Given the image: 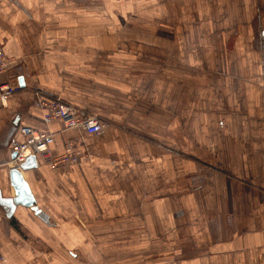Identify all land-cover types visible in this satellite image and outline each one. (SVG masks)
<instances>
[{
    "label": "crops",
    "instance_id": "crops-1",
    "mask_svg": "<svg viewBox=\"0 0 264 264\" xmlns=\"http://www.w3.org/2000/svg\"><path fill=\"white\" fill-rule=\"evenodd\" d=\"M0 42L25 84L0 107V205L22 126L90 154L23 171L40 212L5 210L0 264H264V0H0ZM40 94L105 130L45 123Z\"/></svg>",
    "mask_w": 264,
    "mask_h": 264
},
{
    "label": "built area",
    "instance_id": "built-area-1",
    "mask_svg": "<svg viewBox=\"0 0 264 264\" xmlns=\"http://www.w3.org/2000/svg\"><path fill=\"white\" fill-rule=\"evenodd\" d=\"M15 62L16 59L6 54L0 42V107L8 106L10 99L20 88L12 80L3 79ZM34 105L42 111L43 120L47 124L56 120L62 122L66 128H82L89 134H100L106 127V123L97 114L60 99L40 94L34 101ZM20 130L23 140L12 145V152L15 153V156L9 161L11 169L25 171L22 164L31 156H35L37 161L39 157L47 160L53 170L87 162L90 159V154L87 151L78 148L79 139L69 140L65 150L61 154L53 156L51 153V145L55 140L53 133L38 130L29 125L22 126ZM5 216L6 211L0 205V220Z\"/></svg>",
    "mask_w": 264,
    "mask_h": 264
},
{
    "label": "water",
    "instance_id": "water-1",
    "mask_svg": "<svg viewBox=\"0 0 264 264\" xmlns=\"http://www.w3.org/2000/svg\"><path fill=\"white\" fill-rule=\"evenodd\" d=\"M20 86L23 87L24 81L23 78H19ZM15 156V153L12 154V157ZM38 166V161L35 156H31L28 158L26 162L22 164L23 170H30L32 168H36ZM10 181L11 185L14 188L15 196L12 198V201L2 203L5 207V210L8 211V215H10V211L13 212V208L15 205H23L26 207H30L35 213H39L40 209L37 206V200L34 194L31 192L28 181L25 178V175L22 171L18 169H10Z\"/></svg>",
    "mask_w": 264,
    "mask_h": 264
},
{
    "label": "rangeland",
    "instance_id": "rangeland-1",
    "mask_svg": "<svg viewBox=\"0 0 264 264\" xmlns=\"http://www.w3.org/2000/svg\"><path fill=\"white\" fill-rule=\"evenodd\" d=\"M123 24V23H122ZM124 28H126L125 24L123 25ZM94 113V112H93ZM96 114V113H95ZM88 162V161H87Z\"/></svg>",
    "mask_w": 264,
    "mask_h": 264
}]
</instances>
